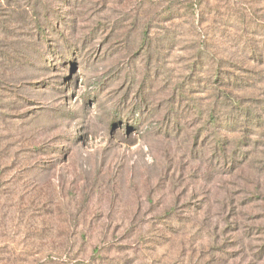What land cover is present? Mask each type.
Listing matches in <instances>:
<instances>
[{"label":"rangeland","instance_id":"obj_1","mask_svg":"<svg viewBox=\"0 0 264 264\" xmlns=\"http://www.w3.org/2000/svg\"><path fill=\"white\" fill-rule=\"evenodd\" d=\"M0 51V264H264V0H2Z\"/></svg>","mask_w":264,"mask_h":264},{"label":"trees","instance_id":"obj_2","mask_svg":"<svg viewBox=\"0 0 264 264\" xmlns=\"http://www.w3.org/2000/svg\"><path fill=\"white\" fill-rule=\"evenodd\" d=\"M0 1H2V0H0ZM1 55H5V52H1V51H0V56H1Z\"/></svg>","mask_w":264,"mask_h":264}]
</instances>
